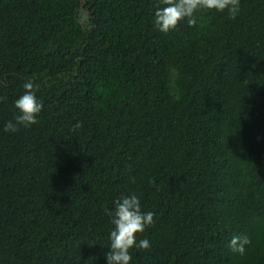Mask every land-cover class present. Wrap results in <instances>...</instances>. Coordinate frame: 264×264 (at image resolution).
Instances as JSON below:
<instances>
[{"label": "trees", "instance_id": "16d2710c", "mask_svg": "<svg viewBox=\"0 0 264 264\" xmlns=\"http://www.w3.org/2000/svg\"><path fill=\"white\" fill-rule=\"evenodd\" d=\"M158 2L0 0V264H106L131 194V264H264V0L167 34ZM29 78L38 122L4 132Z\"/></svg>", "mask_w": 264, "mask_h": 264}, {"label": "clouds", "instance_id": "9594fccd", "mask_svg": "<svg viewBox=\"0 0 264 264\" xmlns=\"http://www.w3.org/2000/svg\"><path fill=\"white\" fill-rule=\"evenodd\" d=\"M240 7L241 0H159L152 22L157 31L167 34L176 30L181 21H186L189 26L196 25V13L199 11H226L230 19H235ZM22 87L24 92L13 101L16 112L13 119L4 124V132L15 133L20 127H31L38 122L44 108L36 94L39 85L32 78L27 79ZM80 127L81 124L77 122L72 130ZM105 211L112 225L108 234V251L104 254L106 264H131L130 249L146 250L151 247L148 238L138 240L137 234L145 232L154 222L155 214L142 209L140 197L136 194L119 197L114 207ZM249 244L250 239L244 235L233 236L228 242L229 248L240 255L245 254Z\"/></svg>", "mask_w": 264, "mask_h": 264}]
</instances>
